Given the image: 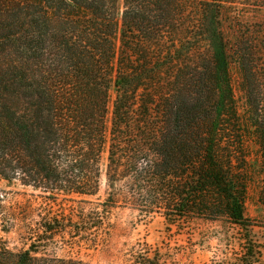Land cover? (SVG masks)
<instances>
[{
    "label": "trees",
    "instance_id": "obj_1",
    "mask_svg": "<svg viewBox=\"0 0 264 264\" xmlns=\"http://www.w3.org/2000/svg\"><path fill=\"white\" fill-rule=\"evenodd\" d=\"M223 1L0 0V178L44 199L8 212L3 230L27 247L0 245V264H98L47 246L105 230L115 207L236 225L241 264L252 262L244 209L253 193L264 205V39L250 35L264 24L227 42ZM102 176L105 196L90 201ZM59 196L77 205L53 207ZM169 260L143 240L124 264Z\"/></svg>",
    "mask_w": 264,
    "mask_h": 264
},
{
    "label": "rangeland",
    "instance_id": "obj_2",
    "mask_svg": "<svg viewBox=\"0 0 264 264\" xmlns=\"http://www.w3.org/2000/svg\"><path fill=\"white\" fill-rule=\"evenodd\" d=\"M189 1L194 4L203 0ZM221 6L220 28L227 42L241 36L239 34L242 29L246 31V27L256 29L258 25L264 24V0L223 1ZM250 36L254 39H264V35ZM231 74L236 99L241 106L243 95L238 86L239 74L234 65L231 66ZM105 189L102 176L98 193L88 199L90 201L103 199ZM40 193V190L23 186L18 181L0 178V245L14 251L27 247V244L18 238L14 229L5 232L3 225L9 219L8 212L18 210V203H23L27 199H30L33 205L41 203L44 199L38 196ZM75 204L62 199V196L51 203L55 208L59 205L68 207ZM80 205L87 209L91 203ZM244 214L252 220V224L247 227L250 239L245 241V247L250 252L255 246L256 251L255 258L250 264H264V205L256 201L254 193L246 202ZM109 221L112 223L110 227L83 235L73 247L62 243L51 244L47 246V252L55 250L57 255H71L98 264H124L130 257V251L136 247V242L145 240L152 246H157L160 251H166L169 254V261L175 264H241V261L247 259L242 255V249L238 244L239 237L246 231L223 221L184 223L177 226L168 224L160 215L143 217L137 210L126 207L112 208ZM226 232L229 237L226 236Z\"/></svg>",
    "mask_w": 264,
    "mask_h": 264
}]
</instances>
